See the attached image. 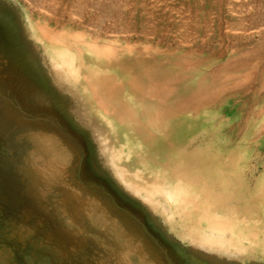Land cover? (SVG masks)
I'll list each match as a JSON object with an SVG mask.
<instances>
[{
	"label": "rangeland",
	"instance_id": "1",
	"mask_svg": "<svg viewBox=\"0 0 264 264\" xmlns=\"http://www.w3.org/2000/svg\"><path fill=\"white\" fill-rule=\"evenodd\" d=\"M257 44L264 0H0V264H264V119L232 163L157 154L119 64Z\"/></svg>",
	"mask_w": 264,
	"mask_h": 264
},
{
	"label": "bare ground",
	"instance_id": "2",
	"mask_svg": "<svg viewBox=\"0 0 264 264\" xmlns=\"http://www.w3.org/2000/svg\"><path fill=\"white\" fill-rule=\"evenodd\" d=\"M119 62L120 66H129L132 77L126 81L135 96L140 99L147 91L150 97L152 104L140 115L150 119L156 129L142 142L157 154L175 153L183 138L198 129H205L209 140L223 131L221 140L212 144L215 159L206 161L222 166L226 158L230 163L237 161L244 146L253 143L257 132H263L254 118L260 114L264 119V44L229 55L219 49L190 58L153 55L149 59L136 56ZM117 90L121 92L119 87ZM229 102L236 103L235 114L242 118L237 119L234 128L226 127L227 119L216 117L227 111L223 104ZM130 116L137 118L132 113ZM133 129L135 133L139 131V127ZM168 163L172 164L171 160Z\"/></svg>",
	"mask_w": 264,
	"mask_h": 264
}]
</instances>
